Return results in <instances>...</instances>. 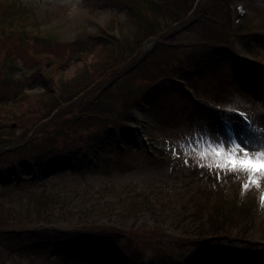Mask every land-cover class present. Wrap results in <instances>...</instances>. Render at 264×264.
I'll return each mask as SVG.
<instances>
[{"label": "rangeland", "instance_id": "374dc122", "mask_svg": "<svg viewBox=\"0 0 264 264\" xmlns=\"http://www.w3.org/2000/svg\"><path fill=\"white\" fill-rule=\"evenodd\" d=\"M207 140L264 148V0H0V264H264Z\"/></svg>", "mask_w": 264, "mask_h": 264}, {"label": "snow or ice", "instance_id": "6c2138e0", "mask_svg": "<svg viewBox=\"0 0 264 264\" xmlns=\"http://www.w3.org/2000/svg\"><path fill=\"white\" fill-rule=\"evenodd\" d=\"M231 111H238V109H231ZM240 115L246 121L248 120L244 113ZM195 143L194 151L198 152L199 158L208 161L207 165L200 164V167L207 166L209 169L214 167L224 172H245L249 180V183L243 185L245 189H248L250 185L256 187L261 185L264 179V148L252 151L247 146V140L243 143L235 140L230 142L207 140L203 145H200L198 141ZM216 174L219 175L220 172ZM260 201L264 205V195H261Z\"/></svg>", "mask_w": 264, "mask_h": 264}, {"label": "trees", "instance_id": "16d2710c", "mask_svg": "<svg viewBox=\"0 0 264 264\" xmlns=\"http://www.w3.org/2000/svg\"><path fill=\"white\" fill-rule=\"evenodd\" d=\"M192 9H193V7H192ZM150 23V22H149ZM151 25V24H150ZM40 32H42L43 30H39ZM152 32H155V33H157V31H156V29H152V31H151V34H150V36L149 37H154L153 36V34H155V33H152ZM245 34H250V35H254L253 33H250V32H246ZM157 36H159V35H157ZM159 37H161V36H159ZM162 38V37H161ZM112 39H119V41H120V37H115V38H112ZM116 41V40H115ZM247 73V72H246ZM71 90H73V89H71V87L69 88V87H62L61 88V91H62V93H61V95H60V97L61 96H63V95H69V94H72L73 93V91H71ZM71 91V92H70ZM59 97V98H60ZM59 98H58V100H59ZM70 102V101H69ZM140 102H142V104L140 103ZM192 102H193V104L195 105V106H197V105H200L199 103H197V102H195V101H193L192 100ZM138 103V102H137ZM139 106H142V107H146L147 109H146V111L147 112H158V110H159V101H158V98H157V94L156 93H154V91H153V86H151L150 88H147L142 94H141V97H139ZM123 128H125V127H123ZM123 134V135H122ZM127 137V138H126ZM136 141H135V138H133L132 136H128V133H122L121 132V135H119L118 136V139H117V144L115 145V147L116 148H129V147H131L132 146V144L133 143H135ZM251 186V185H250ZM54 232H56V233H58V232H65V234H66V231H60V230H55ZM55 235V233H52V234H46V235H44V236H42V239H43V242L44 241H46V240H50V239H52V236H54ZM66 236H68V234L66 235ZM40 241V240H39ZM77 244H78V242H76V246H77ZM57 245H59V244H57ZM138 263H140V262H138ZM230 264H233V263H230Z\"/></svg>", "mask_w": 264, "mask_h": 264}, {"label": "bare ground", "instance_id": "6f19581e", "mask_svg": "<svg viewBox=\"0 0 264 264\" xmlns=\"http://www.w3.org/2000/svg\"><path fill=\"white\" fill-rule=\"evenodd\" d=\"M247 13V12H246Z\"/></svg>", "mask_w": 264, "mask_h": 264}]
</instances>
